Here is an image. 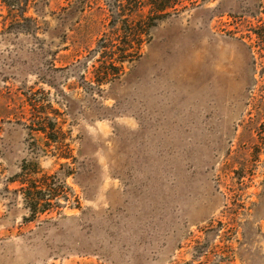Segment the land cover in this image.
<instances>
[{"label": "rangeland", "instance_id": "obj_1", "mask_svg": "<svg viewBox=\"0 0 264 264\" xmlns=\"http://www.w3.org/2000/svg\"><path fill=\"white\" fill-rule=\"evenodd\" d=\"M0 0V264H264V0H200L92 81L108 0ZM12 10V9H11ZM97 13V12H96ZM252 36L250 39L248 36ZM58 110L71 157L33 154L26 96ZM51 106V107H50ZM24 159L70 201L30 218Z\"/></svg>", "mask_w": 264, "mask_h": 264}, {"label": "trees", "instance_id": "obj_2", "mask_svg": "<svg viewBox=\"0 0 264 264\" xmlns=\"http://www.w3.org/2000/svg\"><path fill=\"white\" fill-rule=\"evenodd\" d=\"M9 1L10 13H13V9L21 8ZM199 3L200 0H108L106 7L98 6L90 14L93 19L91 32L101 31L93 49L98 57L93 64L92 81L100 85L118 77L124 62L139 56L142 45L150 38L152 27ZM261 9L264 14V4H261ZM259 21L260 24L252 30L255 35L253 45L257 47L260 57L264 58V20L260 17ZM248 37L252 39L251 35ZM35 95H27L25 99L29 106L27 128L30 134H42L43 137L41 144L30 143V151L39 154L55 150L58 158H70L71 149L65 141L67 132L58 120V110L50 106V116L46 110L48 106ZM10 182L18 184L16 190L23 195L31 219L59 212L63 207L61 200L70 201L58 172L44 171L33 160L24 159L20 172Z\"/></svg>", "mask_w": 264, "mask_h": 264}]
</instances>
